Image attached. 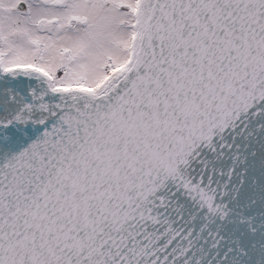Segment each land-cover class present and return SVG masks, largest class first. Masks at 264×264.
I'll use <instances>...</instances> for the list:
<instances>
[{"label": "snow or ice", "instance_id": "6c2138e0", "mask_svg": "<svg viewBox=\"0 0 264 264\" xmlns=\"http://www.w3.org/2000/svg\"><path fill=\"white\" fill-rule=\"evenodd\" d=\"M0 264H264V0H0Z\"/></svg>", "mask_w": 264, "mask_h": 264}]
</instances>
